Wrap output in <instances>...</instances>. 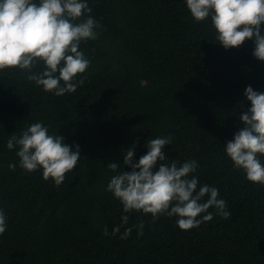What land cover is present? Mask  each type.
I'll return each instance as SVG.
<instances>
[{
	"label": "trees",
	"instance_id": "16d2710c",
	"mask_svg": "<svg viewBox=\"0 0 264 264\" xmlns=\"http://www.w3.org/2000/svg\"><path fill=\"white\" fill-rule=\"evenodd\" d=\"M86 2L91 13L75 23L90 15L100 27L96 39L80 44L90 64L75 77L84 83L74 93L56 96L29 81L44 70L42 62L32 73L0 71V210L7 225L0 264H264V186L250 182L225 152L251 107L245 89L264 93L254 39L225 49L211 17L197 22L186 0ZM34 123L73 151L79 146L77 166L60 186L45 180L42 168H21L18 145L7 148ZM158 137L172 138L162 149L167 162L197 161L188 178L198 179L197 191L218 189L228 219L211 207L212 220L182 230L177 216L153 222L151 214L123 211L108 184L132 171L123 164L128 149L134 146L138 163Z\"/></svg>",
	"mask_w": 264,
	"mask_h": 264
},
{
	"label": "clouds",
	"instance_id": "9594fccd",
	"mask_svg": "<svg viewBox=\"0 0 264 264\" xmlns=\"http://www.w3.org/2000/svg\"><path fill=\"white\" fill-rule=\"evenodd\" d=\"M186 5L197 22L211 17L218 44L225 49L238 48L246 40L254 39L253 55L264 61V0H186ZM91 11L86 0H0V71L18 68L32 73L42 62L44 70L28 75L29 81L56 96L74 93L84 83L83 78L75 81V77L84 74L90 64L79 50L80 44L96 39L95 29L100 27L90 15L79 23L75 21ZM244 95L251 107L240 115L244 127L226 143L225 152L250 182L264 186V164L258 158V154L264 156V93L248 86ZM171 143V137L149 140V150L138 163L133 162L134 146L128 149L123 164L132 171L113 176L107 190L121 201L125 213L142 211L151 214L153 222L163 214L177 216L182 230L212 220L213 215L208 212L211 207L228 219L231 214L225 210L226 202L218 199V189L203 185L197 191L198 179L188 178L196 171L197 161L180 166L178 161L167 162L162 149ZM17 145L20 167L27 172L42 168L43 178H51L56 186L64 182L81 156L78 145L73 151L62 136L50 135L42 123L32 124L19 138L13 135L7 141L9 150ZM15 167L9 165L13 171ZM107 167L117 172L119 165L110 162ZM205 195L207 201L200 203ZM202 213L207 214L197 219ZM122 221L127 223L128 216H122ZM139 227L138 235H142L143 223ZM6 228V217L0 210V235ZM117 232L119 227L113 229V235ZM130 233L131 229H126L121 238ZM104 235H108L107 229Z\"/></svg>",
	"mask_w": 264,
	"mask_h": 264
}]
</instances>
